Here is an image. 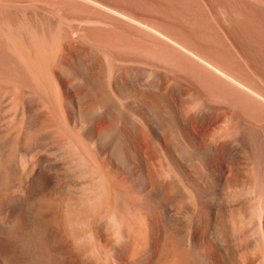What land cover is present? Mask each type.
Returning a JSON list of instances; mask_svg holds the SVG:
<instances>
[{"label":"bare ground","instance_id":"bare-ground-1","mask_svg":"<svg viewBox=\"0 0 264 264\" xmlns=\"http://www.w3.org/2000/svg\"><path fill=\"white\" fill-rule=\"evenodd\" d=\"M0 264H264V0H0Z\"/></svg>","mask_w":264,"mask_h":264},{"label":"clouds","instance_id":"clouds-1","mask_svg":"<svg viewBox=\"0 0 264 264\" xmlns=\"http://www.w3.org/2000/svg\"><path fill=\"white\" fill-rule=\"evenodd\" d=\"M66 228H67L68 239L71 241L73 249L74 250L83 249L84 251L83 259L88 260L89 259V256L87 255L88 249L83 247L80 237L73 234V225L70 223H66Z\"/></svg>","mask_w":264,"mask_h":264}]
</instances>
